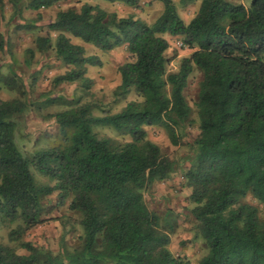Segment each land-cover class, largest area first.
<instances>
[{"label":"trees","instance_id":"16d2710c","mask_svg":"<svg viewBox=\"0 0 264 264\" xmlns=\"http://www.w3.org/2000/svg\"><path fill=\"white\" fill-rule=\"evenodd\" d=\"M58 0H9L14 14L38 12ZM93 1V0H87ZM137 7L139 0H101ZM162 12L150 25L132 15L117 17L99 6L56 13L47 24L50 34L38 36V53L51 52L68 67L53 86L78 84L89 90L87 67H99L87 56L81 40L101 52L126 47L131 61L118 67L120 84L114 97L133 92L143 101L129 103L118 113L97 117L89 103L50 116L63 143L23 154L15 144L17 122L27 105L0 98V220L11 242L40 225L43 201L57 193L58 203L70 200L69 210L81 215V246L60 255L21 243L27 255L0 244V264H188L168 249L169 237L159 232V217L144 202V191L167 180L173 163L147 139L145 127L162 124L173 145L176 130L188 123L191 108L183 91L196 68L202 74L196 102L199 134L185 172L191 190L190 211L207 246L200 264H264V219L243 202L247 195L264 205V0L248 8L225 0H199L195 16L185 24L172 0H157ZM196 0H180L181 3ZM0 0V21L3 19ZM38 21L40 14H37ZM25 24L18 29H33ZM165 35L178 37L191 50L174 73H166L169 48ZM5 43L0 36V52ZM30 66L34 51L27 49ZM15 80L0 73V86ZM167 88H169L167 90ZM52 103V101L50 102ZM110 127L131 141L99 138L94 127ZM50 185L39 184L32 171Z\"/></svg>","mask_w":264,"mask_h":264},{"label":"rangeland","instance_id":"374dc122","mask_svg":"<svg viewBox=\"0 0 264 264\" xmlns=\"http://www.w3.org/2000/svg\"><path fill=\"white\" fill-rule=\"evenodd\" d=\"M29 0H25L27 3ZM179 17L187 24L197 13L199 0L181 3L172 0ZM231 4L243 5L248 8L251 0H225ZM99 6L107 13H115L117 17L134 16L150 26L161 14L162 5L157 0H139L137 7H129L120 3H107L101 0H58L48 9L34 12L25 8L18 14L3 0V19L0 21V36L5 43V50L0 52V73L15 80V87L0 86V98L5 101L18 99L27 105L26 111L15 118L17 129L15 144L26 155L47 148L57 147L63 143V135L58 125L50 118L55 113L69 110L76 106L75 100L80 98V105L89 103L93 106L92 113L100 117L104 113H118L129 103H142V99L133 92L125 98L114 97L113 92L120 84L118 67L131 61L125 46L110 52H101L84 44L81 40L70 38L75 45L84 48L87 56L99 58V67H87L86 77L92 81L89 90H83L78 84H60L53 86L56 76L63 74L68 67L56 60L51 52L41 55L37 52L34 41L38 36L50 34L54 39L56 34L49 33L47 24L57 12L79 10L83 4ZM37 14L40 19L36 21ZM25 24L35 25L33 29H18ZM169 48L164 56L167 59L166 73L177 71L180 61L191 54V50L182 46L180 38L165 35ZM34 51L30 66L25 64V51ZM202 74L194 68L190 74L183 95L191 108L188 123L175 132L177 144L173 145L164 125L145 127L147 139L158 146L162 156L173 163V172L163 182H155L143 193L148 210L159 217V232L169 237L168 249L175 256L182 258L188 264H200L207 253V246L202 239L197 222L190 211L195 207L189 201L191 190L186 187L185 172L190 166L195 141L198 137V118L196 102ZM169 88H167L168 90ZM52 101V103H50ZM94 133L99 138H108L123 144L131 141L128 135H122L110 127H94ZM36 181L42 185H50L44 176L31 170ZM243 202L255 207L258 216L264 219V205L247 195ZM70 200L58 203L57 193H52L43 201V222L25 233L19 242H11L10 230L21 225L14 222L9 228L4 227L0 220V244L13 248L17 254L27 255L21 243H30L37 249L60 255L62 249L73 251L81 246L82 228L81 215L69 210Z\"/></svg>","mask_w":264,"mask_h":264}]
</instances>
